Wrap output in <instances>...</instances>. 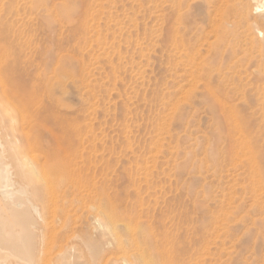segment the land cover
<instances>
[{
	"label": "rangeland",
	"instance_id": "374dc122",
	"mask_svg": "<svg viewBox=\"0 0 264 264\" xmlns=\"http://www.w3.org/2000/svg\"><path fill=\"white\" fill-rule=\"evenodd\" d=\"M160 1L0 0V141L43 214L37 264H264V212L208 156L209 86L264 156V11L237 0L234 36L225 0Z\"/></svg>",
	"mask_w": 264,
	"mask_h": 264
},
{
	"label": "bare ground",
	"instance_id": "6f19581e",
	"mask_svg": "<svg viewBox=\"0 0 264 264\" xmlns=\"http://www.w3.org/2000/svg\"><path fill=\"white\" fill-rule=\"evenodd\" d=\"M164 1L166 2V0H164ZM213 1H215V0H213ZM221 1H224V0H221ZM254 1L257 3H256V5H253L252 10L255 11V13L264 11V0H254ZM159 2H161V1L159 0ZM211 3L213 6L217 2L215 1L214 4H213V2H211ZM223 4H224V8L222 7V9L224 10V13H223L224 17H223V19H222V17L219 18L221 20V26L224 29L226 34H230V35L235 36L236 35L235 27L238 23V17L241 13V7H240L241 3L239 4L237 0H225L223 2ZM172 5H174V4H172ZM212 6H208V7H212ZM161 8L163 9V7H161ZM214 9H216V8L213 7V10L211 9L213 14H214ZM246 9H247V7H246ZM246 9H244V10H246ZM178 11H182V10L180 9ZM250 11H251V9H250ZM221 12H222V10H221ZM160 13H163V10ZM173 13H175V12H173ZM245 13H246V11H245ZM244 14H242V15H244ZM160 16H163V14H160ZM246 16H247V14H246ZM178 17H180V15ZM178 17H174V18L177 19ZM163 19H165V18H163ZM209 19L211 20L212 17ZM179 21H180V19H179ZM248 21L250 22L252 20L248 19ZM211 23H212V21H211ZM218 23L219 22H217V27H218ZM178 24H175V25L177 26ZM213 24H211V26H209L210 25L209 24L208 26L212 27ZM172 26H173V24H172ZM170 28L171 27H169V29ZM173 28H175V27H173ZM173 28H171V29H173ZM245 28H246V26H245ZM160 29H163V28L161 27ZM209 30L210 29L208 28V31ZM257 30L259 31V33H261V35L264 34V15L259 18V24H258ZM211 31L213 32V30H210V32ZM172 32H170V34ZM217 32H218V30H217ZM160 33H162V32H160ZM213 34H215V33H213ZM172 35L174 36L175 34L173 33ZM172 35H170V37ZM251 35H252V33H251ZM239 36H241V35H239ZM172 37H171V39H172ZM201 37H204V36H201ZM173 39H174V37H173ZM163 40H165V39H163ZM251 41H252V45H254L256 48H258L259 52H261V51L264 52V43L260 42L259 40H256V38L251 40ZM161 43H163L162 40H161ZM164 47L166 48V46H164ZM162 48L163 47H161L160 51L163 50ZM168 49H169V45H168ZM168 49H167V51H168ZM170 51H171V49H170ZM161 54H162V52H161ZM233 54H235V53H233ZM168 55H169V53H168ZM172 56L173 55H171V57ZM173 58H174V56H173ZM160 59H162V58H160ZM171 60H173V59H171ZM166 61H165V63L164 62H161V63L166 64ZM221 74H223V73H221ZM210 75L211 74H209V76ZM249 75H251V74H249ZM244 83H246V82H244ZM233 84H235V83H233ZM212 85H213V83H212ZM221 85H223V84H221ZM218 86H220V85H218ZM242 86L243 85L241 84V87ZM213 87L209 86V88H208L210 96L212 98V100L208 101V110L216 122V124L214 122V125L217 126V129H216L217 133L215 136H213L211 134L209 137V147H208L209 160L212 163L213 155H215V156H216V154L218 155V153H215V154L213 153V150H214L213 147H216V149L218 148L217 151L220 152V154L222 153V160H221V162H216V164L217 163L219 164V166H216L217 167L216 170L219 173L225 171V172H227L226 174H228V172L229 173L231 172V175H229V176L233 177L234 180L241 181L239 178H242L244 181V184L242 187L245 188V190L249 194V198H250L249 200H251L252 206L258 212H264V156L259 157L257 159L256 156L254 155L256 152H254V154H253V149L250 146V142H249V140H251L250 134L253 133L252 132V125H253L252 120L249 118V116L242 115V114H241L240 118H239V116L238 117L236 116L237 118L233 117V119H231V117H228L227 115H229V114L226 115L225 111H224L225 110L224 109L225 104L222 101L223 98L220 97L221 96L220 94L222 93L221 89L218 88V91H211L212 89H214ZM215 87H217V86H215ZM254 87H256V86H254ZM210 88H211V90H210ZM223 89H222V91H223ZM238 90H239V88H238ZM238 90L235 89V91H238ZM206 91H208V90H206ZM225 91H227V90H225ZM241 91H242V89H241ZM237 95L238 94H236V96ZM240 95H241V93H240ZM260 104L263 105L262 107L264 108V100H262L260 102ZM263 108H260V109L263 110ZM259 120L264 122V112L263 111L260 114ZM263 122H262V124H263ZM262 124H259V125L262 126ZM214 128H215V126H214ZM214 128L212 129L213 131L215 130ZM248 137L250 138L249 140H248ZM214 142H215L216 146H213ZM257 149H258V147H257ZM243 159H244V161H243ZM224 161L227 162L226 164H229V165L233 164L234 166L232 168H226V166H225L226 164L224 163ZM212 168H214V166L212 164H209L208 170L211 171ZM224 168H226V169H224ZM211 173H210V175H211ZM223 179H224V177H223ZM233 193H235V192H233ZM36 200H35V198H32L29 196L25 184L19 183L13 179L10 164H9V162L7 163L3 157V143L0 141V264H37V260L40 256L41 252H42V238L40 235H38L37 229H38V225H39V219H42L43 214H42L41 208L37 204ZM223 201L220 199V203L219 202L218 203L221 204ZM221 205H219V206H221ZM223 205H224V202H223ZM224 210H226V209H224ZM210 213L212 214V212H210ZM228 213L229 212H227V214ZM39 229H41V228H39ZM88 247L91 249L90 250L91 254H93V256H94L97 253L96 252V250H97L96 245L88 244ZM71 251H72L71 248L66 249L64 251V253H62V255L58 257L56 264H78L74 261V256L72 255ZM143 259L147 264H156L157 263V260L151 254L144 255ZM164 260H166V258ZM127 264H129V263H127Z\"/></svg>",
	"mask_w": 264,
	"mask_h": 264
}]
</instances>
